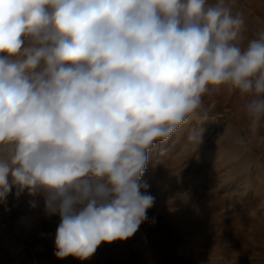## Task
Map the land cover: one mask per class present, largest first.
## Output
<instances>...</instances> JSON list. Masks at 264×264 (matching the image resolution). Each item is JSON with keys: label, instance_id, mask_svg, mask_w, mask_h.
I'll return each mask as SVG.
<instances>
[{"label": "clouds", "instance_id": "1", "mask_svg": "<svg viewBox=\"0 0 264 264\" xmlns=\"http://www.w3.org/2000/svg\"><path fill=\"white\" fill-rule=\"evenodd\" d=\"M246 32L225 0H0V203L43 197L58 259L131 238L155 202L150 151L206 95L264 121V29Z\"/></svg>", "mask_w": 264, "mask_h": 264}, {"label": "rangeland", "instance_id": "2", "mask_svg": "<svg viewBox=\"0 0 264 264\" xmlns=\"http://www.w3.org/2000/svg\"><path fill=\"white\" fill-rule=\"evenodd\" d=\"M225 2L244 13L248 38L264 29V0ZM213 101L150 151L142 181L155 202L131 238L58 259L59 217L13 189L0 203V264H264V121L252 127L238 94L212 91L205 107Z\"/></svg>", "mask_w": 264, "mask_h": 264}, {"label": "bare ground", "instance_id": "3", "mask_svg": "<svg viewBox=\"0 0 264 264\" xmlns=\"http://www.w3.org/2000/svg\"><path fill=\"white\" fill-rule=\"evenodd\" d=\"M44 212V211H43Z\"/></svg>", "mask_w": 264, "mask_h": 264}]
</instances>
